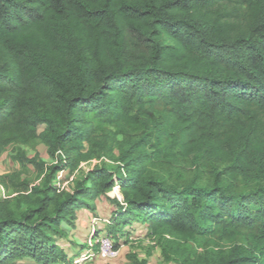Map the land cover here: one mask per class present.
I'll return each mask as SVG.
<instances>
[{
  "label": "trees",
  "instance_id": "obj_1",
  "mask_svg": "<svg viewBox=\"0 0 264 264\" xmlns=\"http://www.w3.org/2000/svg\"><path fill=\"white\" fill-rule=\"evenodd\" d=\"M38 142L55 164L21 149ZM9 147L41 183L0 176L16 194L0 198V264H73L58 239L103 199L82 251L99 255L102 232L139 243L141 226L163 264H264V0H0ZM103 157L62 189L61 172Z\"/></svg>",
  "mask_w": 264,
  "mask_h": 264
},
{
  "label": "rangeland",
  "instance_id": "obj_2",
  "mask_svg": "<svg viewBox=\"0 0 264 264\" xmlns=\"http://www.w3.org/2000/svg\"><path fill=\"white\" fill-rule=\"evenodd\" d=\"M40 130H43V127L40 128ZM21 149L26 153L27 157L34 158L37 157L39 160L45 162L47 165L55 164L56 161L54 159H51L47 153V148L43 143H36L34 147H21ZM15 149L13 147H9L7 151L4 153L2 157H0V176L3 175H13V174H19L21 179L26 180L30 182L31 186H36L41 183V178L38 177V175L35 172V169L32 165H28L25 168H22L14 159L15 156ZM111 165L113 164L112 161H110L108 158L103 157L100 159H94L92 161H89L87 163H84L80 170L76 172L73 175H70L68 172H61L59 174L60 178L63 179L62 189L70 190V188L73 186L76 178H81L85 174H87L89 171L95 169L98 166L102 165ZM194 167L193 166H187L184 173L183 178L185 180H191L194 178ZM201 180L200 182L202 184L207 183L210 179L208 173H202L201 174ZM16 194L13 192V188L10 187L9 189L3 184L0 183V198L6 199L9 197H14ZM109 197L112 198H118L122 200V196L117 189H115L112 193L109 194ZM112 204L110 201L103 199L102 201L97 202V213L95 214L98 217V221L102 225L106 223V220L109 218L111 210H112ZM105 226V225H104ZM93 230H89L88 233L86 230L81 228L80 226L78 228L74 227L72 228L69 233L68 237L64 239H58V242L61 244H65L68 242L74 243L72 247L68 248L67 250L69 252H76V249L79 245L84 246L89 242V239H86L84 237L85 234H92ZM146 228L145 227H138L136 230V233L134 234L135 237H133L135 240L139 237H142L143 240L139 241L137 243L136 241L133 242L130 246L122 245V247L119 250V255L117 258L112 260H104L101 257L99 258L97 254H93L91 259L87 262H84L83 264H128V255L131 253H135L138 255L141 259L146 257V249H150L152 251V255L149 259V264H163L162 257H161V251L158 247L154 246V243L149 241L148 239H145L146 236ZM103 235V232L101 233V236ZM153 246V247H152ZM89 249L88 247L86 250ZM13 264H33L29 260L24 261H18Z\"/></svg>",
  "mask_w": 264,
  "mask_h": 264
},
{
  "label": "crops",
  "instance_id": "obj_3",
  "mask_svg": "<svg viewBox=\"0 0 264 264\" xmlns=\"http://www.w3.org/2000/svg\"><path fill=\"white\" fill-rule=\"evenodd\" d=\"M99 220L98 219V217L94 214V213H92V212H90L89 210H81L79 213H78V218H77V221H76V228H78L79 226L81 227V228H83L84 230H86V232L88 233V231L90 230H93L94 231V229L95 228H99L100 230H102L103 228H105V224L104 225H102L101 223H100V221H98L97 222V225L95 224V220ZM72 228H66V230H67V233H69V231L71 230ZM84 237L86 238V239H89V242H87V243H90L91 241H90V237H91V233L88 235V234H85L84 235ZM74 243H72V242H68V243H65L64 245H63V247L67 250L68 248H70V247H72V245H73ZM77 251H79L80 253H79V255L81 256L85 251H87V250H83L82 251V248H77L76 249ZM68 251V250H67ZM69 252V251H68ZM70 253V255H73L74 253H73V251L72 252H69ZM98 257L100 258V256L98 255ZM29 261H31V260H29ZM32 262V261H31ZM33 264H35L34 262H32Z\"/></svg>",
  "mask_w": 264,
  "mask_h": 264
},
{
  "label": "built area",
  "instance_id": "obj_4",
  "mask_svg": "<svg viewBox=\"0 0 264 264\" xmlns=\"http://www.w3.org/2000/svg\"><path fill=\"white\" fill-rule=\"evenodd\" d=\"M98 220H95V224L97 225ZM92 246L91 243H89ZM100 251L99 256L104 260H112L118 257L119 250L114 248L113 240L106 234H103L99 239ZM93 251L88 249L85 251L79 258H77L73 264H83L91 259L93 256Z\"/></svg>",
  "mask_w": 264,
  "mask_h": 264
}]
</instances>
